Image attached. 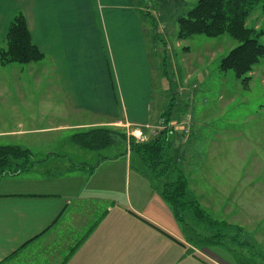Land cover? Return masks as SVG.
<instances>
[{
  "label": "crops",
  "instance_id": "obj_1",
  "mask_svg": "<svg viewBox=\"0 0 264 264\" xmlns=\"http://www.w3.org/2000/svg\"><path fill=\"white\" fill-rule=\"evenodd\" d=\"M3 1L0 47L14 17L23 12L34 44L45 54L38 65L29 64L36 66L32 76L49 90L34 108L19 97L26 114L12 96L6 99L7 112L19 122L0 130V143L7 139L19 146L25 137L42 136L49 147L92 127L127 133L138 127L145 135L159 127L166 106L152 99L158 47L151 33L150 50L148 30L131 6L126 14L124 5L103 0H9L7 6ZM106 15L114 30L119 88L97 27ZM25 84L12 82L15 88ZM32 143L26 142L27 149L36 146ZM44 157L32 170L0 180V264H226L215 258L225 256L217 250L237 264L226 249H199L187 240L160 189L141 175L143 170H132L129 155L99 157L92 165L54 151ZM48 169L54 175H47Z\"/></svg>",
  "mask_w": 264,
  "mask_h": 264
},
{
  "label": "rangeland",
  "instance_id": "obj_2",
  "mask_svg": "<svg viewBox=\"0 0 264 264\" xmlns=\"http://www.w3.org/2000/svg\"><path fill=\"white\" fill-rule=\"evenodd\" d=\"M140 1L142 12L139 9ZM198 1L103 0L106 4L124 5L126 14H129L130 6L132 7L142 18L143 28L148 30L147 44L150 50V34L152 33L153 38L158 34L154 41L158 47L155 59L159 70L157 74L154 72L152 99L158 98L160 107L168 106L176 94L177 122L178 119L182 122L187 115L191 116L190 132L186 133L183 127H178L174 133V153L180 158V165L190 181V188L212 219L231 225L232 228L226 232V245L244 255L247 262L250 260L252 264H264V60L251 73L252 81L249 88L245 89L232 71L225 73L219 68L221 60L238 42L228 35L218 38L195 35L188 40H179L177 20L193 9ZM3 4L7 6L10 2L4 0ZM100 9L103 10L104 7ZM106 16V21H98L97 27L106 49L105 56L109 58L110 53L113 78L119 88L121 78L118 73L114 30L108 15ZM154 20L157 22L156 34L153 30ZM248 26L263 29L264 14L256 10L248 20ZM260 42L264 44V38ZM5 47L4 41L0 49ZM164 64L172 79L171 87L163 75ZM35 67L16 63L0 66V130L17 128L19 122L16 114L7 112L5 101L9 96L13 97V104L19 103L24 114L28 112L23 110L20 96L32 102V108L39 106V100L47 96L49 88L40 85L32 76ZM17 78L25 82V86L13 87L12 82H16ZM81 114L82 112L78 115L82 116ZM72 116L75 115L71 114L70 117ZM72 120L70 119L71 122ZM47 122L49 121L45 123ZM137 128L129 127L130 135L127 134L132 136ZM157 128L150 127L145 131L148 138ZM66 137L64 135L63 139ZM24 140L36 144L30 148L38 158H44L48 152L54 151L65 154L74 163L85 162L92 165L101 155L112 156L109 151L87 152L68 143L60 145L57 142L45 147L48 141L42 136H28ZM25 141H21L19 146L27 148ZM0 144L15 145L7 139H1ZM43 148L46 150L40 151ZM132 166L133 171L143 170L142 176L152 178L139 161L133 160ZM45 168L42 166L38 170ZM153 181L160 188V183L154 179ZM242 244L248 246L244 247ZM221 251L217 250L220 255L225 256L215 258L227 264L230 257L227 259L226 251ZM260 252L263 254L260 255ZM230 262L234 264V261Z\"/></svg>",
  "mask_w": 264,
  "mask_h": 264
},
{
  "label": "trees",
  "instance_id": "obj_3",
  "mask_svg": "<svg viewBox=\"0 0 264 264\" xmlns=\"http://www.w3.org/2000/svg\"><path fill=\"white\" fill-rule=\"evenodd\" d=\"M256 10L264 14V0H199L193 9L178 18L177 37L179 40H188L195 35L208 38L228 35L238 42L221 60L219 68L225 73L232 71L242 86L248 89L252 81L251 73L264 60V44L260 42L264 38V28L257 30L248 26V20ZM156 29L157 22L154 20L155 34ZM157 35L154 38H158ZM44 58L45 54L33 42L26 16L23 12H18L9 26L6 47L0 49V66L15 63L29 65L39 63ZM165 65L163 75L171 87L172 79ZM176 100L177 96L174 94L162 116L164 128L159 136L149 141H138L123 130L92 127L74 133L68 144L87 152L109 151L112 154L101 155L102 158L129 155L131 160L139 161L152 178L160 183L163 199L172 207L176 219L186 230L189 242L194 247L223 248L233 253L237 264H252V261H246L244 255L227 247L226 232L232 228L231 225L212 219L190 188V181L181 168L180 158L174 153V133L180 122V119L177 122ZM44 161L45 157L38 158L27 148L0 145V180L28 172ZM81 167L89 169L90 173L95 170V166ZM46 174L54 175L52 169L46 170Z\"/></svg>",
  "mask_w": 264,
  "mask_h": 264
},
{
  "label": "built area",
  "instance_id": "obj_4",
  "mask_svg": "<svg viewBox=\"0 0 264 264\" xmlns=\"http://www.w3.org/2000/svg\"><path fill=\"white\" fill-rule=\"evenodd\" d=\"M190 120H191V116L187 115L186 117L183 118L182 122L178 124L179 127H183L186 133L190 132V126H191ZM163 128H164V124L162 122L157 129H154L152 131L149 138L147 135L144 134V132L140 128H137L133 131L132 136L135 137L138 141L146 142L149 141L151 138H155L159 136Z\"/></svg>",
  "mask_w": 264,
  "mask_h": 264
}]
</instances>
